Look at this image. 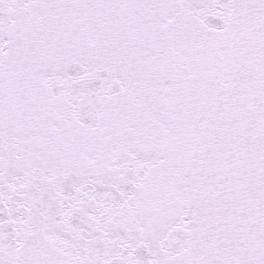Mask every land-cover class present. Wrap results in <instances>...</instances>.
Listing matches in <instances>:
<instances>
[{
	"label": "snow or ice",
	"instance_id": "1",
	"mask_svg": "<svg viewBox=\"0 0 264 264\" xmlns=\"http://www.w3.org/2000/svg\"><path fill=\"white\" fill-rule=\"evenodd\" d=\"M0 264H264V0H0Z\"/></svg>",
	"mask_w": 264,
	"mask_h": 264
}]
</instances>
